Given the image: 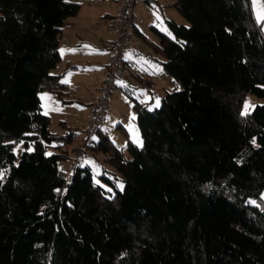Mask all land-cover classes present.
<instances>
[{
    "label": "trees",
    "instance_id": "trees-1",
    "mask_svg": "<svg viewBox=\"0 0 264 264\" xmlns=\"http://www.w3.org/2000/svg\"><path fill=\"white\" fill-rule=\"evenodd\" d=\"M171 2V34L135 33L182 88L154 109L134 98L142 146L122 124L119 146L108 122L87 142L110 189L91 159L59 170L84 134L51 131L40 98L75 102L63 78L77 64L57 70L81 3L0 0V264H264V104L242 114L248 94L264 97V33L251 0Z\"/></svg>",
    "mask_w": 264,
    "mask_h": 264
},
{
    "label": "rangeland",
    "instance_id": "rangeland-1",
    "mask_svg": "<svg viewBox=\"0 0 264 264\" xmlns=\"http://www.w3.org/2000/svg\"><path fill=\"white\" fill-rule=\"evenodd\" d=\"M82 2V7L78 16L71 17V26L63 28V34L61 38L60 49L63 51L64 59L76 58L74 56L73 48L75 44L77 45V52L79 54L84 53V61L88 63L86 68L81 70L73 71L68 74V79L71 81V87L76 89L75 102L63 105L58 95L55 92L44 90L40 92V98L42 102L43 112L51 117L50 128L53 132H63L65 124L67 126H73L77 130H82L84 134V122L88 114V109L86 103L90 98V93L94 86L98 85L103 80V67L101 66L102 61H104V56L106 57V52L103 55L102 50L103 42L98 39L97 32L101 31L100 34L103 35L104 43L109 41L115 36L114 31L111 29V25L107 22L105 17L93 16V11L96 6L102 7L101 12L111 11L114 8L113 0H77ZM162 7L158 4H151L146 0H136L135 10H136V21L138 24L143 26V31L153 39V30L151 25H156L159 29L171 34L170 28L167 25V18L170 15L179 14V12L172 6L167 5V0H159ZM91 8L90 13L92 16L86 17L88 15V10ZM118 9V7H117ZM117 11V10H116ZM116 13V12H115ZM183 20L182 15H178ZM185 24L188 22L185 19ZM75 25V26H74ZM83 25L82 28H79ZM79 26V27H78ZM264 33V27H262ZM75 43V44H74ZM144 44V43H143ZM90 46V47H85ZM62 52V51H61ZM72 53V54H71ZM71 55V57H70ZM135 62L139 66H130L127 69V76L124 78V82L120 87L114 92V97L112 99V109L109 114L108 123L104 127V130L109 134V136L122 148H125L126 137L120 128L119 124H122L127 128L130 133L131 138L136 142L137 139L142 140L138 125L136 124V119L132 117L137 115L134 108L135 99L141 102L149 104V107L156 108L157 99H159V106L161 105L162 97L167 92L178 91L182 88L181 83L170 73H168L162 61L166 60L163 52H158L156 49L152 48L149 44L144 45L141 53L136 56ZM91 62V64L89 63ZM92 66H90V65ZM63 65V63H62ZM145 67L150 74L152 79H155V83L152 86H147L145 80H140L137 75H141V66ZM61 66V64L59 65ZM91 69V70H86ZM143 75V73H142ZM102 78V79H101ZM101 80V81H100ZM121 82V81H120ZM47 94V96H45ZM251 101L253 105L264 104V97H258L253 94H248L243 111H245L246 102ZM158 106V107H159ZM254 108V107H253ZM251 108L250 110H252ZM62 123L64 125H62ZM68 129V128H67ZM97 138V137H96ZM82 138L78 139L74 146L72 156L74 151L77 149L81 143ZM26 149L25 144L20 141L14 146V151L16 154L15 162L18 163L24 150ZM32 147H29L31 150ZM97 158V157H96ZM91 155L92 167L95 171V179L98 183L103 184L105 187L112 189V187L107 184V182L100 178L99 175L102 174L103 163H97L96 159ZM102 158V157H101ZM72 162V161H71ZM70 161L68 164L70 166ZM107 166V165H105ZM124 184L118 182L119 189H123L120 185ZM264 198V191L262 193ZM252 202H255L252 200Z\"/></svg>",
    "mask_w": 264,
    "mask_h": 264
},
{
    "label": "built area",
    "instance_id": "built-area-1",
    "mask_svg": "<svg viewBox=\"0 0 264 264\" xmlns=\"http://www.w3.org/2000/svg\"><path fill=\"white\" fill-rule=\"evenodd\" d=\"M118 9L109 19V24L115 26L117 35L113 50L106 62L105 75L100 84L94 86L87 124L82 141L74 151L69 170L64 164H58L61 171L73 172L76 166L90 159L92 153L87 142L93 138L97 130L108 122L111 109V98L119 82L127 76L126 59L134 46L142 47L143 41L135 33V3L136 0H116Z\"/></svg>",
    "mask_w": 264,
    "mask_h": 264
},
{
    "label": "crops",
    "instance_id": "crops-1",
    "mask_svg": "<svg viewBox=\"0 0 264 264\" xmlns=\"http://www.w3.org/2000/svg\"><path fill=\"white\" fill-rule=\"evenodd\" d=\"M71 1H77V0H71ZM114 1V8L112 9L111 8V11H106V9L105 8H103V10L104 11H102L101 12V9H102V7H100V6H96L95 8H94V11H93V16H97V15H99L98 17H105V19H107V18H109V17H111L113 14H115V12H116V10H117V7H118V2L116 1V0H113ZM147 2H149V3H151V4H158V5H160V7H162V5H161V2L159 1V0H146ZM80 2V1H79ZM170 2H171V0H167V5L168 6H170ZM81 3V8H83L82 7V2H80ZM172 3V2H171ZM251 5H252V11H253V15H254V18H255V9H254V7H253V0H251ZM90 10H91V8L88 10V15L86 16V17H89V16H92V13H90ZM178 15H180V13L179 14H173L172 13V15H170V18H173L174 20H176L177 22H179V23H182L183 22V20L180 18V16H178ZM76 16H78V15H76ZM136 10H135V25H136V31L137 32H142L143 34H145L148 38H150L151 39V37H149L144 31H143V26L142 25H140V24H138V22L136 21L137 19H136ZM71 17L70 18H68L66 21H65V23H64V28L65 27H68V26H71ZM255 20H256V18H255ZM257 22V21H256ZM109 23V22H108ZM106 24H107V20H106ZM258 24V23H257ZM108 25V24H107ZM168 25V24H167ZM75 26V25H74ZM109 26V25H108ZM261 26V25H260ZM79 27V26H78ZM83 27V25L81 26V27H79V28H82ZM110 27V26H109ZM112 29V31H114V33H115V36L112 38V39H109V41H107L106 43H104L105 41H104V38H103V35H101L100 34V32L98 31L97 32V34H98V39H100L102 42H103V46H102V48L100 49V50H102V52H103V55H104V53L106 52L107 54H106V57L104 56V61H102V63H101V66L103 67V70L105 69V66H106V60H107V58H108V56H109V54H110V46H111V42L113 41V39L116 37V35H117V30H116V28L115 27H111ZM151 28H152V30H153V39H151V40H154V41H158V36H157V34H156V32H155V29L154 28H158L156 25H151ZM159 29V28H158ZM261 29H262V26H261ZM159 30H161V29H159ZM263 30V29H262ZM162 31V30H161ZM136 32V33H137ZM164 32V31H163ZM137 35V34H136ZM144 43V45H146L145 44V42H143ZM75 44V43H74ZM61 45V44H60ZM144 45L142 46V47H136V46H134L133 48H132V50H131V52L128 54V56H127V59H126V62H127V69L129 68L130 69V66H132V67H134V66H139V65H137L136 64V62H135V59L137 58L136 56L137 55H139L140 53H141V50H142V48L144 47ZM61 50V49H60ZM73 53H74V56L76 57V58H68V59H64V57H63V61H62V63H63V65H62V63H61V66H59V69L57 70V71H61L62 70V68H64V65L65 64H67V63H69V62H72V63H75V64H77V66H78V68L77 69H74V70H71V71H69L65 76H64V80L66 81V82H68V83H70L71 81H69V79H68V74H71L73 71H77V70H81V69H83V68H86L87 66H88V63H86L85 61H84V53L83 54H79L78 52H77V45L75 44V46H74V48H73V51H72ZM62 53V52H61ZM72 54V53H71ZM62 56H63V54H62ZM70 57H71V55H70ZM90 64H91V62H89ZM89 64V65H90ZM91 66V65H90ZM92 67V66H91ZM140 72H141V75H142V73H143V77L145 78V79H151L152 80V82L153 83H155L156 81H155V79H152V75L150 74V72L145 68V67H143V65L141 66V70H140ZM103 75H105V70H104V72H103ZM104 77V76H103ZM102 77V78H103ZM101 78V79H102ZM124 79H122L121 80V82L119 83V86L118 87H120L121 86V84L122 83H125L124 81H123ZM101 81V80H100ZM146 82H147V80H146ZM72 83V82H71ZM70 83V84H71ZM147 84V83H146ZM147 86L149 87L150 85L149 84H147ZM72 89H73V87H72ZM73 91H74V93H75V91H76V89H73ZM92 96H93V90L91 91V93H90V98H89V100L87 101V103H86V107H87V109L88 108H90V100H91V98H92ZM86 124H87V116H86V119H85V122H84V126L82 127L83 129L86 127ZM92 161V160H91ZM88 162H89V160H88Z\"/></svg>",
    "mask_w": 264,
    "mask_h": 264
},
{
    "label": "snow or ice",
    "instance_id": "snow-or-ice-1",
    "mask_svg": "<svg viewBox=\"0 0 264 264\" xmlns=\"http://www.w3.org/2000/svg\"><path fill=\"white\" fill-rule=\"evenodd\" d=\"M253 7L255 9V18H256L257 23L261 25L262 27H264V0H253ZM85 47H90V46H85ZM61 51L63 53L64 50H61ZM86 70H91V69H86ZM45 96H47V94H45ZM156 106L157 107L159 106V99H157ZM253 107H255V105H253L251 101L246 102L245 111L242 114L247 115L250 109ZM132 118L135 119V116H133ZM136 143L142 146L141 140L137 139ZM253 143H255V141H253ZM48 155H51V153H48ZM4 174H5L4 172H0V180L3 179ZM120 187L123 188V185L121 184Z\"/></svg>",
    "mask_w": 264,
    "mask_h": 264
}]
</instances>
